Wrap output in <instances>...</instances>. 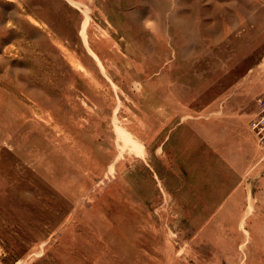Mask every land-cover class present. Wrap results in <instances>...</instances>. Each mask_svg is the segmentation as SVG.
<instances>
[{"label":"rangeland","instance_id":"1","mask_svg":"<svg viewBox=\"0 0 264 264\" xmlns=\"http://www.w3.org/2000/svg\"><path fill=\"white\" fill-rule=\"evenodd\" d=\"M264 0H0V264H264Z\"/></svg>","mask_w":264,"mask_h":264},{"label":"built area","instance_id":"2","mask_svg":"<svg viewBox=\"0 0 264 264\" xmlns=\"http://www.w3.org/2000/svg\"><path fill=\"white\" fill-rule=\"evenodd\" d=\"M259 111L261 113V116L253 124V129L256 130L260 138L264 140V98L259 101Z\"/></svg>","mask_w":264,"mask_h":264}]
</instances>
